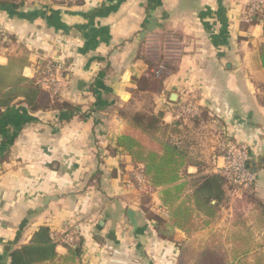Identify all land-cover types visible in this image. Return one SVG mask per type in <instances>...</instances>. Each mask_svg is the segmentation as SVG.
Returning a JSON list of instances; mask_svg holds the SVG:
<instances>
[{"label": "crops", "instance_id": "0c3cea01", "mask_svg": "<svg viewBox=\"0 0 264 264\" xmlns=\"http://www.w3.org/2000/svg\"><path fill=\"white\" fill-rule=\"evenodd\" d=\"M249 1L28 0L0 8V88H23L38 76L37 65L52 59L68 66L60 99L70 106L31 112L19 96L2 111L0 264H11L9 254L42 226L59 242L60 256L68 254L59 241L68 230L81 237L80 264H178L190 237L170 222L161 189L140 184L139 166L117 145L119 137L143 135L155 151L164 141L185 153L179 184L187 201L205 176L229 181L226 143L250 149L258 176L252 196L263 208L236 211L234 202L244 198L226 184L216 217L194 213L189 229L201 250L222 247L229 263L264 260V227L253 222L264 218V29L248 21ZM154 35L181 40L176 62L149 55ZM162 66L168 74L157 76ZM185 101L200 115L179 118ZM138 113L161 116L166 133H142L131 123ZM245 231L257 250L231 255L245 247Z\"/></svg>", "mask_w": 264, "mask_h": 264}, {"label": "trees", "instance_id": "16d2710c", "mask_svg": "<svg viewBox=\"0 0 264 264\" xmlns=\"http://www.w3.org/2000/svg\"><path fill=\"white\" fill-rule=\"evenodd\" d=\"M25 0H0V8H19ZM0 38L2 34H0ZM259 55L264 67V42L259 47ZM68 67V66H67ZM68 72V69H66ZM40 74H38L39 76ZM29 82L23 88H0V118L3 110H7L19 97H24V103L31 112L46 111L52 108L66 109L70 106L60 97L48 95L36 85L39 77ZM53 102V103H52ZM161 116L155 117L144 113L135 114L131 123L142 133L149 137L166 133L161 125ZM154 139V138H152ZM117 145L123 148L133 159L142 176L146 187L153 190L161 189L163 209L166 211L172 225L191 236L189 229L194 220V213L208 220L216 217L226 200V184L233 187L224 177L213 174L203 177L195 186L188 201L182 200L185 184H179L181 172L186 164L187 156L177 146L161 141L160 151L145 147L141 142L131 136H122L117 139ZM254 187L248 188L253 193ZM147 191V189H145ZM190 203V204H188ZM188 231H187V230ZM242 240L243 238H238ZM59 242L52 238L51 229L47 226L40 227L32 236L27 245L13 250L10 254L11 264H80L78 259L82 253V238L77 235L76 242L72 245L63 244L68 254L60 256L57 252ZM251 250L245 244L244 248L236 251V255H244ZM178 264H232L227 261L226 253L213 249H204L200 252L194 250L189 242L181 243Z\"/></svg>", "mask_w": 264, "mask_h": 264}, {"label": "built area", "instance_id": "2783aa9c", "mask_svg": "<svg viewBox=\"0 0 264 264\" xmlns=\"http://www.w3.org/2000/svg\"><path fill=\"white\" fill-rule=\"evenodd\" d=\"M249 13L247 16L248 21L256 22L264 29V0H250L248 3ZM6 39L0 38V52L2 45ZM67 65L62 62H57L52 59H44L40 65H37L38 80L36 85L42 89L47 90L52 96L61 97L66 85L64 75ZM167 73L165 67H160L156 72L157 76ZM168 74V73H167ZM178 117L190 120L200 115L201 109L192 101L181 102L177 105ZM225 148V161L226 172L228 179L236 188H249L255 187L258 182V176L252 170L254 163V156L250 149L245 145L226 143ZM140 184L144 183L141 175H138ZM63 244L72 245L76 241V234L68 230L59 240Z\"/></svg>", "mask_w": 264, "mask_h": 264}, {"label": "rangeland", "instance_id": "374dc122", "mask_svg": "<svg viewBox=\"0 0 264 264\" xmlns=\"http://www.w3.org/2000/svg\"><path fill=\"white\" fill-rule=\"evenodd\" d=\"M26 1H28V0H25V2ZM249 12H250L249 7L247 6L246 16H248ZM166 42H167V44H165V45L167 46V50H165V48H164V51H162L161 48L164 45V43H166ZM147 46H148V53L150 56H155V57L161 56V57H165V58H167V56H168V58H171V59H168L171 62H176L177 59L179 58L180 54L182 53V42L176 35H168V36H166L165 40H163L162 35H154L148 41ZM167 73H168V71H167ZM167 73H165V74H167ZM137 140L139 142H141L145 147L148 146V147L152 148V150L155 147H157V145L155 144V142L153 140L148 139L144 135L138 137ZM238 191L241 193H240V196H237V197L244 198V199L242 200V202L240 204H238V202H236V201L234 202V205H235L234 208H236V211H240L239 209H242L243 207H248V208H252V209H256V210L263 208L261 205L259 206L258 202H256L255 198L252 196V193L249 192L248 188H240V189H238ZM144 198H146V196H144ZM253 222H254L255 226L264 227V218L262 221H261V218H255ZM239 226L246 227V225L243 224V222H240ZM215 235L217 236V234H215ZM221 235H219V238H217V241H222L221 239H222L223 235L222 236ZM239 235L246 237L245 244L247 246H249V242L252 240V232L249 233V231H245L244 234L240 233ZM194 236H195V234L193 232L192 235L190 236L189 244L194 250H196L197 252H200L201 249L197 245L198 240ZM216 236H212V237L216 238ZM247 237H248V239L249 238L251 239L248 242H247ZM255 244H257V243H253L254 247H255ZM253 245L249 246V247H251L250 250L251 251L257 250L258 245H256L257 247L254 248V250L252 248ZM217 250H220V253H223L226 251L222 247H219ZM233 254H237L236 251L231 252V255H233ZM243 259H246V260L239 262L238 264H264V260L261 261V256L251 255L250 257H246Z\"/></svg>", "mask_w": 264, "mask_h": 264}, {"label": "water", "instance_id": "95a60500", "mask_svg": "<svg viewBox=\"0 0 264 264\" xmlns=\"http://www.w3.org/2000/svg\"><path fill=\"white\" fill-rule=\"evenodd\" d=\"M128 217L133 226L137 227L136 214L132 210L128 211Z\"/></svg>", "mask_w": 264, "mask_h": 264}]
</instances>
